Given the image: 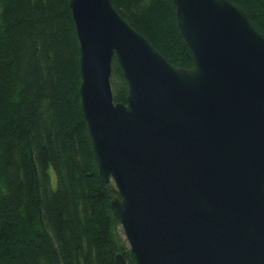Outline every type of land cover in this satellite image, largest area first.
<instances>
[{
  "label": "water",
  "instance_id": "1",
  "mask_svg": "<svg viewBox=\"0 0 264 264\" xmlns=\"http://www.w3.org/2000/svg\"><path fill=\"white\" fill-rule=\"evenodd\" d=\"M174 3L190 68L113 0H69L100 177L116 185L111 208L136 264H264V33L230 0ZM114 55L125 103L114 101Z\"/></svg>",
  "mask_w": 264,
  "mask_h": 264
},
{
  "label": "trees",
  "instance_id": "2",
  "mask_svg": "<svg viewBox=\"0 0 264 264\" xmlns=\"http://www.w3.org/2000/svg\"><path fill=\"white\" fill-rule=\"evenodd\" d=\"M264 33V0H230ZM169 62L194 56L174 0H113ZM69 0H0V264H136L111 208L81 103ZM115 102L129 85L114 55ZM55 182H54V179Z\"/></svg>",
  "mask_w": 264,
  "mask_h": 264
},
{
  "label": "rangeland",
  "instance_id": "3",
  "mask_svg": "<svg viewBox=\"0 0 264 264\" xmlns=\"http://www.w3.org/2000/svg\"><path fill=\"white\" fill-rule=\"evenodd\" d=\"M53 179H54V176H53ZM54 182H55V179H54Z\"/></svg>",
  "mask_w": 264,
  "mask_h": 264
}]
</instances>
